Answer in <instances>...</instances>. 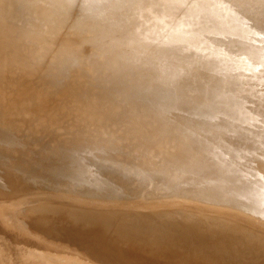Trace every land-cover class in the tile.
I'll list each match as a JSON object with an SVG mask.
<instances>
[{
    "label": "bare ground",
    "instance_id": "bare-ground-1",
    "mask_svg": "<svg viewBox=\"0 0 264 264\" xmlns=\"http://www.w3.org/2000/svg\"><path fill=\"white\" fill-rule=\"evenodd\" d=\"M19 1L25 5V7L28 10L27 13L29 15L32 14L31 16H35L34 18L39 20L40 23H37V24H39V26H40L41 22L45 19V17H42L44 15L43 13L46 12V11L42 10L43 9L42 6L38 5V7H39L38 8L37 6H35L34 2H32L31 0L29 2H28V0H19ZM152 1L153 0H147L144 3H145V5H148ZM156 1H158V0H156ZM198 1H195L196 4ZM207 1H209V0H206V2ZM225 1L227 3L226 4L227 7L225 5V7L223 8L225 10V11H223V13L226 12L225 16H223L222 7L220 5L218 6L217 3H216V5L219 8H221V10H220L221 12L219 11L218 8H216L217 6H215L216 11L218 9V11L220 13H222V16H220L219 14H217L215 12H212L213 10L215 11V8L212 11H210V13L208 11H205L206 9L208 10L206 2L203 3L204 7L200 6V4H201V2H200V4L198 5L199 8L197 6L198 10L197 9L190 10V11L186 12V14L184 13V11H185L184 10L181 13H179V18H177V19H180V17L182 19L183 16L187 15V16H185V18L187 17L186 18L187 20H188V18H190V20H188V23L192 24V22H189V21H191V18L195 20V21L192 20L195 23L193 25H191L190 27H193L196 24L198 26L199 24H201V22L204 21L206 26H203V27L207 28V29H205V30H207L205 35H204V32H202V29H200L197 26H196V28L200 29V31L198 29V32L199 33L202 32L203 33V34L201 33L202 35H198L197 32H196L195 36L193 34H191V35L185 34V36L182 33L178 34L179 30H180L179 25H177L179 29H177V28H176L177 30L175 29L176 32H175V30L174 31L172 30L175 33L178 32L176 35H175V33H172V31L170 33L168 32L169 35H167V33L164 32V29H163L164 26L159 25V24L158 25L156 24V26H154V24L148 22V20L146 18H143V19L141 18V19L137 20L138 19L137 17L139 15H141L138 12L139 15L135 17L136 20H134L132 22H130L131 20L130 21L126 20V21H129V23H130L129 25L128 24L124 25L123 21H120L122 18H120V20L118 19L121 23H116V22H113V20H112V22L115 23V25L111 24L112 22H110L109 24H103V23L102 24H96L94 22V20H92V19L88 23H86L87 22L86 21L85 22L86 24L83 22L85 25H84V27L82 26L83 27L82 29L84 30V28H85V32L82 31L83 34L81 33V35H78L79 34V32H78V34H77L78 37L76 36L77 37L76 38L75 37L76 34H75L73 36L74 39H71V40L69 37L67 38V40H65L66 39L65 37H67L66 35H68L70 33L69 31H64L65 29L63 30V33H65V36L63 35V39L57 38L58 40H56L55 36H54V39L53 38L49 39V38H47L48 35L46 36V34L44 36H41L42 39L40 40V44L42 46H40V47L44 48V50H46L45 47L47 48V46H50V49L54 48L53 52H55L58 49H59L58 51H60V49H61L62 51H67L66 54L72 53L73 56L70 54V57L72 56L75 59V61L73 62V64L71 62H69L71 65H69V63L67 64V62H66L67 57L66 56L63 57V56L56 54V56H59V57H55L54 60H51V62L53 61L54 66L51 67L52 64H50V66L48 64H46L48 59L43 57L44 59L47 60V61H45V64L42 61L41 63L38 64L37 67H35V65H37V63L35 62L36 60L34 59V56H35L34 53H32L31 55H29L27 53H25V54L20 53V51H23V50H21L22 47L20 48L18 45L21 43V41L18 44H15V42L18 40L17 35H15L17 37V40L15 42L13 40L11 41L14 43V44H11V48H10V44H9V39H7L6 40L7 42L5 43V42H3L4 35L2 36L3 38H2L1 42L4 43V45H2V47H0V138L9 139V137L12 134H15L16 131H18V129L20 128V125H22V123H24L28 119L30 120L31 124L38 123L39 125H43L46 128H50V129L54 128V127H56L55 126L56 125V123H55L56 117L59 115H62L64 112L66 113L67 107L71 108V106H74V105L77 106L76 104H78V106H79V107L77 106L76 109L81 108L80 110H82L87 105L90 106V107L87 106L90 109L89 110L87 108L89 113L91 111H92V113H94V112L97 113L98 110L99 111L101 110L100 111L101 114L106 118H107V115L109 113L115 112L114 111L115 108L117 111V107H116L115 103H114L115 104L114 105L115 108H114L112 105H110V102L108 103L109 106H107L106 105L107 101H105V100L103 101V98L106 96L104 94V92L106 90H108V89L105 90L103 88V87L106 88V86L103 84V82L100 83L98 81L103 87L97 82V80L95 81V83L93 82L94 85L91 84L92 82L90 83L92 86L89 84V86H91L90 88H89V86L84 84L87 81V80L85 81V79L87 78L86 76L88 75L86 72V68H88L90 66L89 64H92V65L95 64V56H96L93 54V53H95L92 51L93 49H91V52H93V53H91L90 50H88V49H87L88 51H85L86 49L83 48V46L84 45L86 46V44L89 46L97 47V49L95 51L97 52V50H98V52H100L99 54L103 56V59H105V62H106L105 67H103L104 69L103 70L101 69L100 72L98 71L99 73H98V76H96V77H99V76H101V74L106 73L108 71H113V72L115 71L116 74L120 78H125V77H128V71H130L131 67H132V69H135L133 71H135L136 74L147 75L145 73H148V75H149L148 78H149L150 82L153 83L154 80L151 78V76L153 74H155L156 68L159 67V64H158V61H159L161 64V67L168 66V68H172V69H170L171 72L169 73L171 81H174L171 79V78H173L177 82L179 81L178 83L181 82V84L178 85L179 92L176 91V93L175 92L174 93L176 94L177 97H179L178 101H182V102L184 101V105L182 103L183 106H181L180 104L178 105V106L183 107L182 111L179 113H176L177 112L176 109H178L177 108L178 106L175 102L174 103L177 106V107H175L176 112H174V113L163 112V111L158 112L160 114L161 119H164V121L162 120L163 123H161V124L157 123L159 125L156 126V128H155V129H157V132L159 135H155L154 132L152 134L151 131L150 132L146 131V132H149V134L151 133V135H149V134L146 135L147 134L146 132H143V133L139 132V134H136L135 136L132 134H126L127 137L132 136L135 138V140L137 139V141L140 142V144L144 141L142 144V147L140 146L142 149H145L146 147H148L147 144L150 142H153V143L158 142V143L162 144V141L164 140V138L166 140L163 141V144H162L163 146L166 145L168 148H170V147L176 148L181 143L183 145V147H185V149L180 151V154H181V152H183V153L181 155H179V157L176 156L179 159L178 161H175L172 163V161L170 160L169 157H163L165 161L169 160L170 161L169 163H171V164H167L166 168L160 167L159 169L162 173L161 177L160 176L157 177L158 179L154 177L155 180L154 179L151 181L149 180V183H148V188L150 187V184H152L154 186L153 189H160V191H158V193L161 192L162 194L163 193L164 194H170L171 196L169 195L167 197L159 198L156 200L157 203H155V201L154 202L148 201L149 203H148V205H146L147 204V196L141 195L140 197H138V199L131 201L128 205H126V207H123V205H122L121 210H118V212H117L118 214L121 213L122 216H119L117 214L119 216V218H118V220H115V219L111 218V216H110L111 213H109L110 215L108 213H106L107 209H105L103 207V205H101V204H99L100 206H102L100 208V210H97L96 208L90 209V207H91L90 203L93 201L95 202V201L99 200V199L95 198L98 195L94 194L93 189H91L93 193H88L90 195V197L87 198V197H83V193H84L83 191H86V189H84L82 191L75 190L74 188H70L68 184H67L68 186L64 185L65 181L64 182H60V181L58 182L57 181L54 184V181L52 179H50L51 180L50 182L48 181V186L52 187V185H53V187H54L57 185L58 190L56 193L45 192V191H42L43 189L39 190V189L32 188V186H35V183L27 184V182L30 179L29 180L26 179L27 182L25 180H23L22 175H20V173H18L17 170L21 169L22 171L23 170L27 171V169L31 168V169H33L32 170L33 175L52 176L54 174L53 173L54 164H56V168H57V164H59L57 161L60 160L58 158H55V157H58L57 154L62 153L60 155L65 156V154L62 151H65V152L69 151L70 152L69 146L71 145L73 147L72 142L75 145L76 144L75 140L76 141L79 140V138L77 137V135H78L77 129L74 130V133H75V131H77V132L75 134L76 136H74L72 139H69V138L65 139L64 137H61L62 132H60V139L57 143V146H55V147L52 146L48 151V152H52V155L50 156L51 158H48V156L46 157V155H44V154H39L38 158H36L37 156H30L25 152H22L18 158H12L13 152L8 151L7 154L11 155L12 159H10V161L2 164V165H4L3 167L5 168V174L3 175L2 178L0 176V199L5 198V199H7V201H11L12 206H13V209L11 208L12 211L20 210V208H21V214L15 213L14 220H12V221L8 220L12 226L15 227L14 224L18 221L17 219L19 218V216L22 215L23 219L27 220V222H24V223H27L29 228L34 230L35 233H37L40 236V238L43 237L42 234H44V235L46 234L45 238L50 241V244L52 247L56 242L61 241L64 245L67 246L66 248L74 249V250L76 249V250H79V251L87 254V256L95 264H133L139 258L142 259V260L141 259L140 260H141V262H143V264H149L148 263L149 261L146 262V260L144 259L145 258L144 254L146 252H150L153 255V258H155L154 257L155 254H157V255L159 254V260H158V258H156L158 260V262H156V263H159V261L160 260L162 261V259H163V262H161V264L166 262V261L169 262L168 264H199L200 260H201L200 262L202 264H204V260L207 264H214V259L212 257L208 256L207 254H204V252H203L204 249L201 253L202 256H198L197 254H200V253H198L197 251L196 252H190V249L187 247V244H190L196 240L200 241L199 240L200 238L205 237V238H207V240L211 244L207 248V251L209 252V251H212V249L214 248V243H216V240H213V239L207 237L206 235H204V231L201 229H200L201 230L200 232H196L197 229H192L194 227V224L191 225L190 227L186 228V230L184 231L187 234V236L184 235L185 237H183V238L178 237L179 235H177V233L182 232L183 226L185 224L180 225L182 228H180V226H178V225H175V226H177V229L179 231L176 228H175V230L172 231L171 230L172 228L170 229V226L172 224H174L172 222V221H174L172 219V217L176 216L175 214L181 213V215H182L181 217L183 218V216H185L184 214H187L188 212L185 210H181L180 212L179 211L178 212L169 211L165 208L169 209L172 206L174 207V204L177 205V203H180V202L186 203V200H188V202H191L192 200L188 198V195H187L188 193L184 194V192H188L191 190L194 191L193 189H195L196 187L197 188L201 187L200 188L201 190H199V191L201 192L200 194L203 196L204 192H205L204 185H202V183H204V176L207 177V180H208L207 182L209 183L210 187L211 188L215 187V188H213V190H210V191L208 190V192L206 191L207 193H210L213 191L215 192L217 190V193H215V195L221 194L222 196H227L229 194V199L231 198L232 200L235 197V196H233L235 191L239 193V192H241L240 189L246 190V188L248 187V186L243 187V185L241 184V181L236 178L237 174L240 173L241 168L243 166L241 164L242 161L239 158H236L235 156H233V155H237L238 153L231 154L229 158H219L218 157L219 155H218L215 158H211V160H209L210 164L206 165V166H204V163L208 158H204V162H202L200 160L201 163H199V165L196 163V161H198V160L191 159V158H198L200 155L206 156V154L207 153L209 154V152H213V151L221 150V149H227V150L232 151L233 146L236 145V147H241V148L245 149L246 151L253 146H257L256 149L258 151H254L255 153L254 152L252 153V156L254 154L253 158H249L247 160V161H249L248 165L252 170L256 169L255 163L257 161L264 160V156H263L264 150H261L262 146L264 149V144L261 141H259L260 139L255 141V140H253L254 138H252V134H254L256 131L259 134L264 132V115L262 118H260L256 114L251 115L252 113H249V115H247L246 113H243L240 111V107L248 104V102L249 103L258 102L259 106L264 104V32L262 31V29H264V0H258L259 2H257V0H244L243 2L239 1V0H225ZM238 1L241 3H239ZM80 2H81V0H79L78 3L80 4ZM133 2H135V1H133ZM136 2H137V0H136ZM177 2H178V0H177ZM230 2L232 4H229ZM5 3H6L5 15L7 13L8 20H9L10 18H13L12 15H9V12H12V10H13V4L12 3H16V2H14V0H10V1L6 0ZM209 3L211 4V0ZM209 3H208V6L210 8L211 6ZM233 3H234V6H238V7H236L237 9L239 8L238 10L236 9L237 11L234 10L235 8L233 7ZM23 4H21V6H18V8L20 7V9H22V10L25 9ZM79 4H76V8L79 6ZM158 4H160V6L163 7L164 13L172 12V14H176L179 11V7L175 5L176 2L174 4V3H172V0H163V1L160 0V3H158ZM104 5H106V4H104ZM127 5H129V4H127ZM177 5H178V3H177ZM80 6H79V8H81ZM107 6H109V5H107ZM40 7H41V9H40ZM105 7L106 6H104L103 9ZM124 7H125V5H124ZM212 7H214V6H212ZM212 7H211V9H212ZM76 8H75V11L77 10ZM79 8H78V10H80ZM121 8H122V6H121ZM190 8H192V7H190ZM226 8H227V11H226ZM66 9H67V7H66ZM84 9H85V7H84ZM110 9L111 8H109V10ZM118 9H120V8H118ZM128 9H130V8H128ZM134 9L135 8L133 6V8L130 9L131 11L130 10L129 11L132 12ZM70 10L72 11V8ZM73 10H74V8H73ZM78 10H77V12H79ZM109 10L107 7V11H109ZM99 11H100V9H99ZM107 11H105L106 12L105 16H107V18H108L109 16L107 13H111V12H107ZM136 11H139V9H137ZM136 11H134V13ZM173 11H175V12H173ZM19 12H20V10L18 11V14H19ZM34 12L36 14H33ZM51 12H53V11H51ZM77 12H75V15L77 17H79V15H81V14H79L80 13L79 12L78 13L79 15H77L76 14ZM123 12L121 11V13H123ZM127 12H128V10L127 11L125 10V13H127ZM206 12H208V15H206L207 14ZM21 13H22V11H21ZM121 13H119V14H121ZM26 14L23 13L21 15V17L25 16ZM50 14L51 13L48 10L46 18ZM87 14H89V12ZM127 14L129 15L130 13L128 12ZM182 14H184V15L182 16ZM64 15L68 16L67 14H64ZM70 15H72V14H70ZM18 16H20V14ZM84 16L86 17L85 14H84ZM73 17H74V14H73ZM95 17H97V15H95ZM125 17H127V16H125ZM177 17H178V15H177ZM18 18L17 19L13 18L15 23H16L15 19L17 21H19ZM32 18L30 17L31 20H32ZM34 18H33V21H34ZM113 18H115V17H113ZM117 18H118V15L115 19H117ZM123 18H124V16H123ZM98 19H96V20H98ZM124 19H127V18H124ZM21 20H22V18H21ZM82 20H85V19H82ZM86 20H89V18ZM159 20H155V21H159ZM187 20H186V22H187ZM197 20H199V21H197ZM244 20L248 21L251 24L248 25V23L245 22ZM23 21H22L23 22L22 27L23 26L25 27L27 24L24 25L26 21L25 20H23ZM33 21H31V22H33ZM75 21H76V19H75ZM75 21L72 18V23H70V24H73ZM155 21L153 20V22H155ZM181 21H184V20H181ZM92 22H94V23H92ZM100 22H98V23H100ZM106 22L107 21L105 20V23ZM162 22H164V21L162 20ZM179 22H177V23H179ZM204 22H203V25H204ZM49 23H51V22H49ZM49 23H48V25H49ZM67 23L69 24V22H67ZM172 23H174V22H172ZM177 23H175V26ZM9 24L10 23H8V25ZM12 24H13V22H12ZM37 24H34V25H37ZM74 24L76 25V23H74ZM80 24H81V22H80ZM14 25H15L14 26L15 28L13 26L12 27L16 30L17 23ZM77 26H78V24H77ZM5 27H4V29H5ZM19 27H21V25H19ZM41 27H42V25H41ZM51 27L54 28V26H51ZM51 27L48 28V29H50V30H48L50 32L53 30V28H51ZM62 27L64 28V26H62ZM1 28L2 27H0V29ZM13 28H11V29H13ZM26 28L29 29V27H27V26H26ZM76 28L77 27H73V28L71 27L72 30L73 29L76 30ZM170 28H171V24H170L169 29H167V30H170ZM172 28H174V26ZM18 29L19 28H17V30ZM22 29L27 31V33L29 32L27 29H24V28H22ZM22 29H20L19 34L17 33L18 35H20V37L22 36V34H20V33L24 32V31H21ZM66 29H68V28H66ZM79 29H78V31H79ZM82 29H80V30H82ZM186 29H184V30H186ZM15 30H12V31L17 32V30L16 31ZM68 30H70V29H68ZM1 31L3 32V30H1ZM59 31H60V35H61L62 34L61 30H59ZM182 31H180V32H182ZM188 31H190V30H188ZM31 32H33V30H31ZM31 32H30V34L29 33L28 34L31 35ZM66 32H67V34H66ZM194 32H195V30H194ZM34 33L35 32L32 33L33 35H31V38H32V36L36 37V36H34L35 35ZM259 33H260L259 37L260 38L263 37V39H260V41H259V37L255 36ZM9 34H11V33H9ZM29 35H25V33H24V35H23L24 38L22 36V38L25 40V42H27V41L30 42L28 37H26ZM40 35H38V36H40ZM50 35L52 36V34H49V37H50ZM58 35H59V33L57 34V36ZM60 35H59V37H60ZM196 35H198V36H196ZM10 36H12V35H10ZM224 36L227 37V39H226L227 43H226V41H223L224 38H226ZM6 37H9V36L7 35ZM16 37H13V39ZM29 38H30V36H29ZM71 38H72V36H71ZM35 39L39 40L38 38H35ZM20 40H22V39L20 38ZM24 40H22V42H24ZM203 41H204V44L206 42H208L209 44H212L214 46V48H213L214 55H213L212 51H209L212 53V54L211 53L210 54L213 55V59H210V58L207 59L206 54H205V58H204V55H203V57H200L197 55V53H199V54L201 53V52H199L201 50H199L197 52V50H198L197 44L203 43ZM223 42L225 43V45L220 47L221 45L224 44ZM32 43L33 42H30V43H28V45L29 44L32 45ZM34 43H36V42H34ZM184 43L188 45V48L186 47L185 49H188L189 52L191 51L190 53L188 51H185V49H183L182 44H184ZM125 45L126 46L129 45L133 49L130 50V48H128V49L125 48ZM205 45H204V49H206V47H207V46L205 47ZM7 47L9 50L6 49ZM210 47H212V46H210ZM210 47H208L209 50H210ZM194 48L196 50H194ZM202 48L203 47L201 46V49ZM23 49H24V47H23ZM25 49H26V47H25ZM145 50H150V53H151V51H153V52H152V54L149 55V53L145 54ZM203 51H205L204 53H207L206 51H208V50L206 49ZM29 52H31V51H29ZM210 54H208V57ZM47 55H49V53ZM53 55H54V53H53ZM155 57H156V59H158V61L155 59ZM40 60H41V58H40ZM63 60H64V63L66 62L65 65L63 64L65 67L64 71L60 68L61 72H57L56 64L59 66V63L61 61L63 62ZM68 60H69V58H68ZM98 60H100V59H98ZM49 61H50V59H49ZM54 61L56 64L54 63ZM102 61H104V60H101V62ZM186 61H188L189 63ZM62 62L60 63V65H62ZM185 63H188L187 65H189V64L190 65L193 64V66L195 65L194 68L196 67L198 70V73H199V76H197V77H199L200 80H203V82L205 84V86H202V87H200V84H199L200 88L197 87V88H195V90L193 89L194 90L193 92L191 90L192 93L188 89L191 86V84H190V86L188 87V84H189L188 81L189 80L187 81V79H186L188 76L186 77L184 75L186 78H183L182 77L183 75L180 77L182 72L185 73V71L187 72L190 69V66L187 67V65L186 66L184 65ZM14 64H18V65L14 66ZM40 64H43V66H40ZM87 65H89V66H87ZM99 66H101V63L99 64ZM186 67L188 68V70H186ZM36 68L40 70V73L38 70V73H39V74L37 73L38 75H42L41 73L42 72L45 73L46 71H47V73L49 71L50 75H52L51 71H55V74H57L58 78L57 79H56V77H55V79H54V77H53V79L46 78L48 75H45V78H44V76H42V77L41 76H35L36 70H37ZM89 70H91V69H89ZM149 70H150V72H148ZM192 70H193V68H192ZM195 71H196V69H195ZM91 72L89 71V73H91ZM190 72L192 74V71H190ZM47 73H45V74H47ZM195 74H196V72L194 73V76H195ZM94 75H95V73H93L92 77H94ZM32 76H35V78L38 77L36 79H39L38 83H39V85H41L42 88L38 92H37V88L35 86V84L37 82L35 84H33V82H34L33 80H35V79L34 78L32 79ZM59 78H61V79H59ZM191 78L188 77V79H191ZM47 79H49L50 81H48ZM126 79H129V78H126ZM131 79H133V77H131ZM53 81H55V84L52 83ZM48 82H51V85H52V87H51L52 89L50 88L51 91L48 89V86H47ZM195 82L197 84L196 80H195ZM104 83H106V81H104ZM112 84H110V86ZM132 84L133 83L128 84V85H122L119 88V92L124 93L125 95L123 97L127 98V103L126 102L125 103H126V106H129L128 107V112H129L128 115L130 117L127 116L130 118V119L128 118L129 121L127 120L129 125L132 124L134 126V124L137 122H139V124L141 123L144 125V123H147L148 121H149L150 125H151V123L154 124V122L152 121L153 115L150 116V114H152L153 112L149 113V110H151L153 108L147 109L146 108L147 105H143L145 103H141V104L139 103L140 100L138 101V96L136 94L137 91L134 89L135 86H132V87L129 86ZM86 86H87V89H86ZM176 87H177V85H176ZM191 87H193V85ZM162 88H163V86H162ZM190 89H192V88H190ZM174 90H176L175 87H174ZM109 91H111V89ZM162 91H163V89H162ZM170 92H172V91L170 90ZM53 93H55V94H53ZM108 93H106V94H108ZM112 93H114V92H112ZM173 95L171 94V97ZM109 96H111V95H109ZM229 96H231L233 98H230ZM151 97H152V95H151ZM237 97H240L242 99L244 98V100H246V101L238 99ZM109 99H110V97H109ZM157 100H159V99H157ZM122 103H123V101H122ZM120 104H121V102H120ZM150 105H152V104L150 103ZM174 105L172 107H174ZM170 106H171V104L169 105V107ZM103 107H106L107 111L109 112L107 115H106L107 112L104 111ZM123 107L125 108V105ZM153 107H154V105H153ZM161 107L162 106L160 105V108ZM169 107H168V109L170 110ZM124 108H122V110L119 109L120 112L123 111ZM160 108H158V110ZM219 108H221V110L223 109L224 111L226 110L225 112H227V113L225 115H222L221 119L220 118L218 119L219 120L218 123H220L218 125L219 128L214 130L217 132H214V131H212L211 127L208 126V120H210V116H211L210 113H213L212 111L215 112V110L217 113V110ZM263 108H264V105H263ZM173 109L174 108H172V110ZM179 110H181V109H179ZM125 111H123V112H125ZM147 111L149 114L147 113ZM256 111L258 112V109H256ZM76 112H77V110L74 113H76ZM100 112H98L97 114H99L98 115L99 118L101 117L100 120H103L104 117H102ZM156 112H157V110H156ZM156 112H155V115L157 117H159L158 116L159 114L157 115ZM221 112L222 111H220L219 114ZM124 114H126V113H124ZM74 115L72 113V116H74ZM114 115H115V113H114ZM117 115H118V113H117ZM120 115L121 114H119V116ZM84 116H86V115H84ZM121 116L123 117L124 115H121ZM114 117H112V118H114ZM150 117H152V120ZM108 118H109V116H108ZM112 118H110V119H112ZM117 118H119V117H117ZM124 119H126V118H124ZM124 119L122 118V120H124ZM245 119L249 120V125L247 126V129H242L240 122H241V120H245ZM144 120H147V121L143 123ZM124 121H126V120H124ZM95 122H98V121H95ZM107 122L108 121L106 120V123ZM120 122H121L120 124H122V121H120ZM126 123H124V124H126ZM214 124H216V123H214ZM129 125H125V126L130 127ZM143 125H142L141 129H143ZM104 126H105V124H104ZM113 126H115V125H112V127ZM120 126L123 127L124 125L122 124ZM120 126H119V129H120ZM133 126H131L132 129H130V131H129L130 133L135 130L134 128H136V131L138 130L137 127L133 128ZM137 126H139V125H137ZM146 127L148 128L149 124ZM152 127H155V126H152ZM109 128H111V127H109ZM116 128L113 127L111 129H116ZM144 128H145V125H144ZM174 129H176V131ZM67 130L71 131V129H67ZM124 130H125V127H124ZM128 130H129V128H128ZM145 130H146V128L144 129V131ZM149 130H150V128H149ZM153 130H154V128H153ZM136 131H134V133ZM195 131H196V133H195ZM221 132L222 133L226 132L228 137H225L224 135H222ZM137 133H138V131H137ZM211 133H214L216 135V137L211 138ZM219 134L221 135V137H218ZM176 135H177V137H176ZM132 137H131V139H132ZM195 137H197V140H196L197 142L199 140L202 141L201 139H204L207 141V143H209V142L211 143V141H213V144L211 147L202 148V147H204V143H202V146L197 150L194 147V145L191 144V140L194 142ZM134 138H133V140H134ZM104 140L105 139L102 138V139H99L97 142L107 144V142H104ZM133 140H132V142H134ZM176 141H178V142H176ZM184 141L189 143V145L185 144ZM76 145H78V143ZM100 145H102V144H100ZM183 147H181L180 149H182ZM161 148H163V147H161ZM158 150H157L158 153L155 152L156 155L159 153L163 154V152H160V148ZM161 151H162V149H161ZM134 152L136 154V150ZM150 153H152V152H150ZM227 153L228 152H225L223 154V156L226 155ZM152 155H154V154H152ZM168 155H169V153H168ZM70 156H72V155H70ZM159 156H160V154H159ZM63 157H62V159H63ZM171 158H173V157H171ZM145 167L146 166L142 165V164L133 166L132 170L130 169L129 174L130 173L132 174V172H137V171H139V174H146V173H144V170L150 172V174H153V173H151L153 171L150 168H145ZM134 168H135V170H133ZM153 169H156V168L153 166ZM188 171H190L194 175L192 174L190 177H186V172H188ZM148 177H149V175H148ZM32 178H33V180L36 179V178L34 179V177H32ZM249 178L251 179V177H249ZM42 179H43V177H42ZM78 179H80L79 176H78ZM78 179H77V181H78ZM166 179H170V182L167 183L166 181H168V180H166ZM246 179H247L246 177L243 178L242 183H243V180L245 181ZM80 180H82V178ZM93 181L95 182L96 180H93ZM214 181L216 182L215 185H213ZM164 182H166V183H164ZM188 182H191V183H189L190 185L188 184ZM38 183L41 186V182L39 181ZM66 183H68V182H66ZM73 184H74V182H73ZM98 184L99 183H97L96 185H98ZM205 184H207V183H205ZM183 185L184 186L194 185L195 187L190 189L187 187H182ZM228 185L231 187V189L234 190L233 192H230L231 195H230V193L227 192V189H230L229 187H227ZM262 185L264 186V182L258 181L256 183V186L255 187L253 186V187L256 188V187L260 186V188H261ZM104 188H107V187H104ZM145 188L148 189L147 187H145ZM249 189L251 190L253 188L249 187L248 190ZM95 190H96V188H95ZM180 190H183V191H181L183 196H182V194H180V195L178 194V193H180V192H178ZM246 191H245V194L242 193V194H244L243 198H245L244 200H242V204L244 206L245 205L255 206V205H257V203H260V202L262 204V202H263L262 199L258 200L255 198L256 200H253V199L249 198V197H251L250 193H252L253 190H251V192L249 193V197H245V195L247 194ZM149 192H152V191L150 190ZM195 192H197V191H195ZM198 193H194V194H198ZM238 193L236 195H238ZM256 194H257V191H256ZM118 195H120V194H118ZM210 195H211V193H210ZM215 195L212 197L215 198ZM253 196H254V194H253ZM120 197H122V196H120ZM239 197H241V195ZM143 198L146 199V201H145L146 206L143 204L145 207H143V205L141 203H138V202L144 201L145 199H143ZM165 198H167V199H165ZM197 200H201V199L197 198ZM136 201H138V202H136ZM217 201H219V200H217ZM223 202H224V200H223ZM179 205L181 206L182 203ZM213 205L215 206V209H216V207L218 209H220L219 210L220 213L218 210H217L218 212H216V213H219V214H221V217H224L223 213H226L227 207H225L224 205L216 204V203H214ZM122 208H124V209H122ZM138 208H140V210ZM144 208H146L147 211H149V209H152V210H158L160 212H158L156 214H152V215L139 214V212L141 210L143 211ZM176 208H177V206H176ZM182 208H183V206H182ZM185 209H187V208L185 207ZM128 210H129V212H127ZM237 210L239 211V209H237ZM4 211H6V209L5 210L3 209V212ZM145 212H146V210H145ZM202 212L204 213V211H202ZM232 212L230 211L229 213L231 214ZM234 213H235V211H234ZM259 213H260V211H259ZM79 214H85L84 219H80L81 215H79ZM231 216H233V215H231ZM252 216H254V215H252ZM229 217H230V215H229ZM182 218H180V220ZM237 218H238V216H237ZM258 218L259 217H257L256 219H258ZM244 219H245V221H243V222L248 223L249 218L246 219V216H245ZM184 220H186V219H184ZM246 220H248V221H246ZM251 220L254 221V219H252V218H251ZM237 221L239 222V218ZM240 222H242V221L240 220ZM249 222L252 223V221H249ZM259 223L260 222H258V224ZM253 224H255V222ZM256 224L254 225L255 227H256ZM203 228H204V226H203ZM243 228H245V227H243ZM258 228H261V227L258 226ZM247 229L249 230V228H247ZM4 231L9 232L10 231L9 227L5 226V224L2 225V223H1L0 224V242L1 241L3 242L4 249H9L7 244L3 240V237H2V235L3 236L6 235L4 233ZM250 231L251 230H249V232ZM254 233H256V232L254 231ZM258 234H259V232H258ZM261 235H262V233H261ZM263 235L261 236V238L264 237ZM11 236H13V239H16L19 242L21 241V238H18L17 235H11ZM7 238H6V241L9 242V240H11V239H9V237H7ZM258 238H260V237H258ZM41 240H42V238H41ZM262 242H263V240H262ZM24 243H26V242H24ZM28 245H33V246L35 245L37 247H45L46 246L45 242H35L32 244H28ZM1 249H0V251H1ZM197 249H198V247H197ZM198 250H201V249L199 248ZM1 252H0V254H2ZM113 252H115V253H113ZM135 252H138V254ZM3 253H4V251H3ZM150 253H149V255H150ZM147 255H146V257H147ZM1 256L3 257V255H1ZM37 257L40 258V261L37 262L38 264H55L52 261L48 260L43 255L38 254ZM185 258H186V260H184ZM2 259L4 260V257ZM149 259H150V256H149ZM0 261H1V259H0ZM155 261H154V264H156ZM263 263H264V260H263ZM61 264H87V263H84V262L82 263L81 261H68V262H64ZM165 264H167V263H165Z\"/></svg>",
    "mask_w": 264,
    "mask_h": 264
},
{
    "label": "rangeland",
    "instance_id": "rangeland-1",
    "mask_svg": "<svg viewBox=\"0 0 264 264\" xmlns=\"http://www.w3.org/2000/svg\"><path fill=\"white\" fill-rule=\"evenodd\" d=\"M7 1H10V0H7ZM30 0H28V2H29ZM32 2H34V4H35V6H37L38 7V5L40 6H42V10L43 11H46L45 13H43L44 15L42 16V17H45V19L41 22V25H42V27H41V25L39 26V24H37V23H40L39 22V20L38 19H36V18H34L35 16H31L32 14V12L30 13L31 15H29L28 13H27V8L25 7V5L23 4V3H21L19 0H14V2H16V3H12L13 4V10H12V12H9V15H12L13 16V18H18V20L19 21H17L16 19H15V21H16V23H17V25L19 24V25H21V27H19V25L17 26L16 25V27L17 28H19L18 30H17V28H16V30H17V32H14V31H12V30H15L14 28V24H16L15 22H14V19L13 18H10L9 20H8V16H7V13H6V15H5V8H6V0H0V27H2L1 29H0V47H2V45H4V43H2L1 41H2V36L4 35V39H3V42H7L6 40L7 39H9V44H10V48H11V44H14L13 42H11L12 40L15 42L16 40H17V37H18V42L16 43L15 42V44H18L20 41H21V45L20 44H18L19 45V47L21 48V50H23V51H20V53L22 54H25V53H27V54H29V55H31L32 53H34V59L36 60H34L36 63H37V65H35V67H37L38 66V64L39 63H41L42 61H43V63L45 64V61H47L46 59H48V61H49V59H50V61L48 62H46V64H48L49 66H50V64H52L51 65V67L52 66H54V64H53V61L51 62V60H54V58L55 57H59V56H56V54L57 55H60V56H66L67 57V60H66V62H67V64L69 63V62H71L72 64H73V62L75 61V59L72 57L73 56V54L72 53H67L66 54V52L67 51H62L61 49H60V51H58V50H56L55 52H53L54 51V48H51L50 49V46H47V48L45 47V49L46 50H44V48H42V47H40V46H42L41 44H40V40L42 39V37L41 36H44L45 34H46V36H47V38H53L54 39V36H55V38H56V40H58L57 38H60V39H63V35L65 36V33H63V30L64 31H69L68 33V35H66L67 37H65L66 39L65 40H67V38L69 37L70 38V40L71 39H74V35H75V37L77 36V34H78V32H79V34L78 35H81V33L83 34V32H85V28H84V30L82 29L83 27H84V25L86 24V23H88L89 21H91V19L92 20H94V22L96 23V24H109L110 22H112V20H113V22H116V23H121L120 21H123V23H124V25L126 24H130L129 23V21L130 22H132V21H134V20H136V16H138L139 14H141V15H139L137 18V20H139V19H143V18H146L147 20H148V22H150V23H152V24H154V26H156V24L158 25H162V26H164V32L165 33H167V35H169V33L173 30H175L176 28L177 29H179L180 28V30H179V33L178 34H184V36H185V34L186 35H191V34H193L194 36H195V34H196V32H197V34L198 35H202L203 33L202 32H204V35H205V33L207 32V30H205V29H207V28H205V27H203V26H206L205 25V22H204V25H203V22H201V24H199L198 26H197V24L196 25H194L193 27H190L191 25H193L195 22H193V21H195L194 19H192L191 18V21H189V22H192V24L191 23H188V20H190V18H188V20L185 18V16H187V15H185V16H183L184 14H182V19H181V17H180V19H177V18H179V13H181L182 11H184V13L186 14V12H188V11H190V10H195V9H197V6L200 4V2H201V4H200V6L201 7H204L203 5V3L204 2H206V0H195V1H198L197 2V4H196V2L194 1V0H178V2H177V0H174L175 2H176V4H175V2L172 0V3H174L176 6H178L179 7V11L176 13V14H172V12H166V13H164L163 12V7L162 6H160V4H158V3H160V0H158V1H156V0H153L150 4H148V5H145V1H147V0H137V2H136V0H81V2H80V4L78 3L79 2V0H31ZM36 1V2H35ZM56 1V2H55ZM133 1H135V2H133ZM142 3H141V2ZM163 1V0H162ZM225 0H211V4L209 3L210 2V0L209 1H207L209 4H210V6L212 7V6H214V7H212V9H211V7L209 8V6H208V3L206 2V5H207V8H208V10L206 9L205 11H208L209 13H210V11H212L214 8H215V6H217L216 5V3L218 4V6L220 5L221 7H222V9L225 7V5L227 4L226 3V1L224 2ZM239 1H244V0H239ZM238 1V2H239ZM111 2V3H110ZM125 2V3H124ZM129 2V3H128ZM133 2V3H132ZM221 2V3H220ZM257 2H259L258 0H257ZM111 5H110V4ZM114 5H113V4ZM132 3V4H131ZM135 3V4H134ZM141 3V4H140ZM144 3V4H143ZM177 3H178V5H177ZM214 3V4H213ZM239 3H241V2H239ZM21 4H23L24 5V7H25V9H20V7L18 8V6H21ZM64 4V5H63ZM76 4H79V6L81 7V8H79V6L76 8ZM85 4V5H84ZM104 4H106V5H104ZM125 5V7H124V5ZM127 4H129V5H127ZM185 4V5H184ZM229 4H232L231 2L229 3ZM22 5V6H23ZM66 5V6H65ZM84 5V6H83ZM106 6L104 9H103V7L104 6ZM107 5H109V6H107ZM134 6V10L132 11V12H130L131 10L130 9H132L133 8V6ZM139 5V6H138ZM141 5V6H140ZM145 5V6H144ZM59 6V7H58ZM121 6H122V8H121ZM131 6V7H130ZM144 6V7H143ZM216 7V8H218L219 9V11L221 10V8H219V7ZM65 7V8H64ZM66 7H67V9H66ZM70 7V8H69ZM84 7H85V9H84ZM87 7V8H86ZM107 7H108V10H109V8H111L109 11H107ZM130 8V9H128V8ZM137 7V8H136ZM143 7V8H142ZM156 7V8H155ZM190 7H192V8H190ZM226 7H227V5H226ZM233 7L235 8L234 10H236L237 8L236 7H238V6H234V3H233ZM22 8V7H21ZM39 8V7H38ZM46 8V9H45ZM72 8V11L70 10ZM73 8H74V10H73ZM75 8L78 10V8L80 9V10H78L79 12H77V10L75 11ZM93 8V9H92ZM118 8H120V9H118ZM127 8V9H126ZM150 8V9H149ZM198 8H199V6H198ZM216 8H215V11L213 10L212 12H215V13H217V14H219L220 16H222V13H223V11H225L224 9L222 10V13H220L219 11H218V9H217V11H216ZM40 9H41V7H40ZM84 9V10H83ZM99 9H100V11H99ZM124 9V10H123ZM137 9H139V11H136ZM157 9V10H156ZM239 9V8H238ZM237 9V10H238ZM20 10V12H19V14H20V16H18L19 14H18V11ZM25 10V11H24ZM50 11V15L46 18V15H47V11ZM97 10V11H96ZM118 10V11H117ZM125 10L127 11L128 10V12L130 13L129 15L127 14V13H125ZM130 10V11H129ZM141 10V11H140ZM198 10V9H197ZM236 10V11H237ZM21 11H22V13H21ZM51 11H53V12H51ZM96 11V12H95ZM105 11H107V12H111V13H107L108 14V18H107V16H105L106 14V12ZM113 11V12H112ZM121 11L123 12V13H121ZM134 11H136L135 13H134ZM226 11H227V8H226ZM64 12V13H63ZM73 12V13H72ZM75 12H77L76 14L77 15H79V14H81V15H79V17H77L76 15H75ZM84 12V13H83ZM86 12V13H85ZM89 12V14H87ZM101 12V13H100ZM116 12V13H115ZM138 12H139V14H138ZM152 12V13H151ZM163 12V13H162ZM173 12H175V11H173ZM208 12H206L207 14L206 15H208ZM211 12V13H212ZM219 12V13H218ZM23 13H27L25 16H22L21 17V15L23 14ZM49 13V12H48ZM79 13V14H78ZM98 13V14H97ZM103 13V14H102ZM114 13V14H113ZM118 13V14H117ZM119 13H121V14H119ZM132 13V14H131ZM134 13V14H133ZM33 14H36L35 12L33 13ZM64 14H67L68 16H65ZM70 14H72V15H70ZM73 14H74V17H73ZM84 14L86 15V17L84 16ZM111 14V15H110ZM118 15V18L117 19H115L116 17H117V15ZM126 14V15H125ZM225 14H226V12H224L223 13V16H225ZM89 15V16H88ZM94 15V16H93ZM95 15H97V17H95ZM114 15V16H113ZM131 15V16H130ZM148 15V16H147ZM169 15V16H168ZM177 15H178V17H177ZM205 15V14H204ZM205 15V16H206ZM71 16V17H70ZM123 16H124V18H127V19H124L123 18ZM125 16H127V17H125ZM173 16V17H172ZM25 17V18H24ZM30 17L32 18H34V21H33V18H32V20L30 19ZM50 17V18H49ZM63 17V18H62ZM70 17V18H69ZM76 17V18H75ZM84 17V18H83ZM94 17V18H93ZM105 17V18H104ZM113 17H115V18H113ZM152 17V18H151ZM21 18H22V20H21ZM28 18V19H27ZM61 18V19H60ZM72 18H73V20L75 21V19H76V21L78 20H80L78 23L75 21L74 23H76V25L73 23V24H70V23H72ZM89 18V20H86V19H88ZM99 18V19H98ZM120 18H122L121 20H120ZM131 18V19H130ZM184 18V19H183ZM51 21H50V20ZM55 19V20H54ZM82 19H85V20H82ZM96 19H98V20H96ZM108 19V20H107ZM120 21H119V20ZM155 21V20H159V21H155V22H153V20ZM164 21V22H162V20ZM23 20H25L26 22H25V24L24 25H26L27 27H29V29L28 28H26V26L24 27H22V25H23ZM66 20V21H65ZM69 20V21H68ZM105 20L107 21L106 23H105ZM110 20V21H109ZM126 20H129V21H126ZM152 20V21H151ZM177 20V21H176ZM181 20H184V21H181ZM186 20H187V22H186ZM193 20V21H192ZM23 21V22H22ZM31 21H33V22H31ZM65 21V22H64ZM87 21V22H86ZM101 21V22H100ZM126 21V22H125ZM176 21V22H175ZM180 21V22H179ZM197 21H199V20H197ZM201 21V20H200ZM245 22H247L248 23V25H250L251 23H249L248 21H246V20H244ZM10 23L9 25H8V23ZM12 22H13V24H12ZM49 22H51V23H49ZM67 22H69V24L67 23ZM80 22H81V24H80ZM85 24H84V23ZM94 22H92V23H94ZM98 22H100V23H98ZM111 23V24H114L115 25V23ZM128 22V23H127ZM158 22V23H157ZM161 22V23H160ZM172 22H174V23H172ZM177 22H179V23H177ZM185 22V23H184ZM7 23V24H6ZM48 23H49V25H48ZM57 23V24H56ZM163 23V24H162ZM175 23H177L176 24V26H175ZM182 23V24H181ZM12 24V25H11ZM34 24H37V25H34ZM77 24H78V26H77ZM80 24V25H79ZM170 24H171V28L174 26V28H170V30H167V29H169V27H170ZM184 24V25H183ZM60 25V26H59ZM73 28V27H77L76 28V30H72L71 29V27ZM177 25H179L180 27L178 28V26ZM6 26V27H5ZM14 28H13V27ZM51 26H54V28L53 27H51ZM62 26H64V28L62 27ZM68 26V27H67ZM81 28H80V27ZM83 26V27H82ZM182 26V27H181ZM185 26V27H184ZM196 26L197 27H199L200 29H202V34L201 33H199L198 32V29L196 28ZM4 27H5V29H4ZM41 27V28H40ZM53 28V30L50 32V31H48V30H50V29H48V28ZM68 28V29H70V30H68V29H66V28ZM11 28H13V29H11ZM22 28H24V29H27L29 32V34H30V32H31V30H33V32H35L34 34V36H36V37H33L32 36V38H31V35H33L32 33L33 32H31V35H29L28 33H27V31H25V30H23ZM62 28V29H61ZM82 29V30H80V29ZM166 28V29H165ZM186 29V30H184V29ZM11 29V30H10ZM20 29H22L21 31H24L23 33L21 32L20 34H22V36L24 35V33H25V35H29L30 36V38H29V36H26V37H28V39H29V41L30 42H33L32 43V45L31 44H29L28 45V43H30V42H28L27 40V42H25V40L23 39L24 38V36H23V38H22V36L20 37V35H18L19 34V32H20ZM57 29V30H56ZM78 29H79V31H78ZM176 29V30H177ZM192 29V30H191ZM200 29H199V31H200ZM204 29V30H203ZM1 30H3V32L1 31ZM15 30V31H16ZM59 30H61V35H60V31ZM176 30H175V32H176ZM184 32H183V31ZM188 30H190V31H188ZM194 30H195V32H194ZM8 31V32H7ZM10 31V32H9ZM13 33H12V32ZM38 33H37V32ZM57 31V32H56ZM74 31V32H73ZM76 31V32H75ZM83 31V32H82ZM172 31V33H175V32H173ZM180 31H182V32H180ZM186 31V32H185ZM262 31L264 32V29H262ZM44 32V33H43ZM48 34H47V33ZM50 32V33H49ZM169 32V33H168ZM189 32V33H188ZM9 33H11V34H9ZM18 33V34H17ZM59 33V35H60V37H59V35L57 36V34ZM72 33V34H71ZM171 33V34H172ZM177 33H175V35L177 34ZM9 36V37H6L7 35ZM37 34V35H36ZM41 34V35H40ZM49 34H52V36L50 35V37H49ZM66 34H67V32H66ZM89 34V33H88ZM95 34V33H94ZM10 35H12V36H10ZM15 35H17V37L15 36ZM38 35H40V36H38ZM70 35V36H69ZM90 35V34H89ZM198 35H196V36H198ZM259 35H260V33L259 34H257V35H255L256 37H259ZM45 36V37H46ZM57 36V37H56ZM71 36H72V38H71ZM174 36V35H173ZM12 39H11V38ZM13 37H16V38H14L13 39ZM41 37V38H40ZM78 37V36H77ZM76 37V38H77ZM224 37H226V36H224ZM262 37V36H261ZM20 38L22 39V40H24V42H22V40H20ZM35 38H38L39 40H36ZM11 39V40H10ZM26 39V38H25ZM34 39V40H33ZM226 39H227V37L226 38H224V40L223 41H226ZM260 39H263V37L262 38H260L259 37V41H260ZM69 40V39H68ZM34 42H36V43H34ZM26 43V44H25ZM186 43V42H185ZM182 44V46H183V49H185L186 47L188 48V45L187 44ZM207 43V44H206ZM205 44H204V41H203V43H198L197 44V47H198V50H197V52L199 51V50H201V51H199V52H201L200 54L199 53H197V55L198 56H200V57H203V55H204V58H205V54L207 55L206 57H207V59H213V55H214V50H213V48H214V46L212 45V44H209L208 42H206ZM224 43V42H223ZM226 43H227V41H226ZM24 44V45H23ZM39 44V45H38ZM28 45V46H27ZM35 45V46H34ZM185 45V46H184ZM200 45V46H199ZM204 45H205V47H206V49L208 50V51H206L207 53H204L205 51H203V50H206V49H204ZM225 45V43L223 44V45H221L220 47H222V46H224ZM31 46V47H30ZM85 46V45H84ZM83 46V48H85L86 50L85 51H88V50H90V52H91V49H93L92 51L93 52H95V53H93V52H91V53H93L94 55H96L95 56V64L94 65H92V64H89V65H87V66H89L88 68H86V72H87V78L85 79V83L84 84H86L87 86H89V84L91 83L92 85H94V83H95V81L97 80V82L99 81L100 83L101 82H103V84L106 86V88L105 87H103L99 82V84L106 90V89H108V90H104L105 92H104V94L106 95L104 98H103V101L105 100V101H107V103H106V105L107 106H109L108 105V103L110 102V105H112L114 108H115V104H116V107H117V111H116V108L114 109V111L115 112H113V113H109L108 111H107V109H106V107H103L104 108V111L105 112H107L106 113V115H107V118L106 117H104L102 114H101V110L99 111H97V113L98 112H100V114L102 115V117H104V121L103 120H100L101 119V117L99 118V114H97V113H92V111L89 113V111H88V107H90V106H85L82 110H80L81 108H77L76 109V107L78 106V104H76L77 106H71L70 104V106H71V108H68L67 107V112L65 113H63L62 115H59V116H57L56 117V121H55V123H56V127H54V128H46L45 126H43V125H39L38 123H33V124H31V122H30V120L28 119V120H26L24 123H22V125H20V128L18 129V131H16V133L15 134H12L10 137H9V139H3V138H0V176H1V178L3 177V175L5 174V168L3 167L4 165H2L3 163H5V162H8V161H10V159H12V158H18L20 155H21V153L22 152H25V153H27L28 155H30V156H37L36 158H38V156H39V154H44V155H46V157L48 156V158H51L50 156L52 155V152H48L49 151V149L53 146V147H55V146H57V143H58V141H59V139H60V132H62L61 134H62V136L61 137H64L65 139L66 138H69V139H72L74 136H76L75 134H76V132L77 131H75V133H74V130H78V135H77V137L79 138V140L78 141H76L75 140V143L77 144L78 143V145H74V143L72 142V145H73V147L70 145L69 146V149H70V152L69 151H62L64 154H65V156L64 155H60V154H62V153H59V154H57L58 155V157H55V158H58V159H60V160H58L57 162L59 163V164H57V168H56V164H54V171H53V175L52 176H48V175H40V176H38V175H33L32 174V170L33 169H27V171H22L21 169H18L17 170V172L18 173H20V175H22V179L23 180H25L26 182H27V180H29L28 182H27V184H33V183H35V186H32V188H34V189H43L42 191H45V192H54V193H56L57 192V190H58V187H57V185L56 186H54L53 187V185H52V187H50V186H48V181L50 182L51 180L50 179H52L53 181H54V184L58 181H60V182H64V185H69V187L70 188H74L75 190H79V191H82V190H84V189H86V191H83L84 193H83V197H87V198H89L90 197V195L88 194V193H93L94 192V194H96V195H98L97 197H95V198H97V199H99V200H97V201H93V202H91L90 203V205H91V207H90V209H97V210H100V208L102 207V206H100L99 204H101V205H103V207L105 208V209H107L106 211V213H111V218H113V219H115V220H118V218H119V216H122V214L120 213V214H118L117 212H118V210H121V206L123 205V207H126V205H128L131 201H134V200H136V199H138V197H140L141 195L142 196H147V204L145 203V201H146V199L145 198H143V199H145L144 201H141V202H138V201H136V202H138V203H141L142 205L144 204H146V205H148V201H150V202H154L155 201V203H157L156 202V200L157 199H159V198H162V197H167V196H169L170 194H162L161 192H159L158 193V191H160V189H153V185L152 184H150V187L148 188V183H149V180L151 181V180H155V178H157V177H161V175H162V173H161V171H160V167L161 168H166L167 166V164H171V163H169L170 161L169 160H164V158L163 157H169L170 158V160L172 161V163L173 162H175V161H178L179 159L177 158V157H179V155H181L183 152H181V154H180V151L181 150H183V149H185V147H183V145L180 143L179 144V146H177L176 148H172V147H170V148H168L166 145H162L163 144V141L164 140H166L165 138H164V140L162 141V144H160V143H158V142H150V143H148L147 145H148V147H146L145 149H142L141 147H142V144H143V142L140 144V142H138L137 141V139L135 140V138L134 137H132V136H130V137H127L126 136V134H132V135H136V134H139V132L140 133H143V132H146V131H151V133L153 134V132H154V134L155 135H159L158 134V132H157V129H155L156 128V126H158L159 124H161V123H163V121H164V119H161V117H160V114L158 113V112H161V111H163V112H169V113H174V112H176V110H177V112L176 113H179V112H181L182 111V109H183V107H181V106H183L184 105V101L182 102V101H178L179 100V97H177L176 96V91H178L179 92V88H178V85L179 84H181V82L180 83H178L175 79H173V78H171L172 80H174V81H171L170 80V75H169V73L171 72V70L170 69H172V68H168V66H166V67H161V64H160V62L158 61V59H156V57H155V59L158 61V64H159V67L158 68H156V72H155V74H153L152 76H151V78L154 80V82L152 83V82H150V80H149V78H148V73H145V74H147V75H140V74H136V72L135 71H133V70H135V69H132V67H131V70L130 71H128V77H125V78H120L117 74H116V72L114 71H108V72H106V73H103V74H101V76H99V77H96V76H98V73L100 72V70L102 69H104L103 67H105V59H103V56L102 55H100L99 53L100 52H98V50H97V52L95 51L96 49H97V47H94V46H89V45H87L86 44V46L84 47ZM201 46L203 47L202 49H201ZM210 46H212V47H210ZM227 46V45H226ZM23 47H24V49H23ZM25 47H26V49H25ZM92 47V48H91ZM208 47H210V50L208 49ZM30 48V49H29ZM33 48V49H32ZM95 48V49H94ZM125 48H130V50L131 49H133V48H131L129 45H125ZM6 49H8V47L6 48ZM29 49V50H28ZM32 49V50H31ZM71 49V48H70ZM88 49V50H87ZM4 50V49H3ZM2 50V51H3ZM9 50V49H8ZM194 50H196L195 48H194ZM29 51H31V52H29ZM185 51H188V49H185ZM203 51V52H202ZM209 51H212V53H213V55H211L212 53L211 52H209ZM52 52V53H51ZM58 52V53H57ZM61 52V53H60ZM152 52L153 51H151V53H150V50H145V54H148L149 53V55L150 54H152ZM189 52V51H188ZM191 52V51H190ZM189 52V53H190ZM195 52V51H194ZM209 52V53H208ZM46 55H45V54ZM49 53V55H47ZM51 53V54H50ZM53 53H54V55H53ZM203 53V54H202ZM211 53V54H210ZM65 54V55H64ZM70 54L72 55L71 57H70ZM208 54H210L209 55V57H208ZM68 55V56H67ZM51 56V57H50ZM102 56V57H101ZM46 58V59H44V58ZM49 57V58H48ZM40 58H41V60H40ZM68 58H69V60H68ZM71 58V59H70ZM98 59H100V60H98ZM101 60H104V61H102L101 62ZM17 61V60H16ZM99 61V62H98ZM62 62V61H61ZM60 62V63H61ZM66 62L64 63V60H63V62H62V65H60V63H59V66L55 63V61H54V63L56 64V69H57V72H61V69L64 71V65L66 64ZM186 62H188V61H186ZM101 63V66H99V64ZM189 63V62H188ZM188 63H185L184 65L186 66ZM64 64V65H63ZM16 65H18V64H14V66H16ZM69 65H71L70 63H69ZM40 66H43V64H40ZM86 66V67H87ZM188 66H190V69L188 70ZM193 66V64H189V65H187V67H186V70H188L187 72L185 71V73H183L182 72V74L180 75V77L182 76L183 78H186L187 76L189 77V78H191V79H188V77L186 78L187 79V81L189 82V84H188V87L190 86V84H191V86L193 85V87H191L190 86V88H192V89H190V88H188L189 89V91L191 92V90H192V92L195 90V88H200V87H202V86H205V84H204V82H203V80H200L199 79V77H197V76H199V73H198V70H197V68L195 67L194 68V66ZM91 67V68H90ZM96 67V68H95ZM61 68V69H60ZM168 68V69H167ZM192 68H193V70H192ZM37 69V68H36ZM55 69V70H56ZM89 69H91V70H89ZM99 69V70H98ZM195 69H196V71H195ZM38 70L39 69H37L36 70V75L35 76H44V78H45V75H48L46 78H49V79H53V77H54V79H55V77H56V79L58 78V76H57V74H55V71H51V74L52 75H50V73H49V71H48V73H47V71L45 72V73H47V74H45V73H41L42 75H38L39 73H40V70H39V73H38ZM60 70V71H59ZM142 70V69H141ZM162 70V71H161ZM167 70V71H166ZM169 70V71H168ZM89 71L91 72V73H89ZM99 71V72H98ZM190 71H192V74H191V72ZM148 72H150V70L148 71ZM196 72V74H195V76H194V73ZM38 73V74H37ZM93 73H95V75H94V77H92V75H93ZM44 74V75H43ZM54 74V75H53ZM61 74V73H60ZM56 75V76H55ZM186 77H185V76ZM35 76H32V79L34 78L35 80H33L34 82H33V84H35L36 82L38 83L39 82V79H36V78H38V77H36L35 78ZM51 77V78H50ZM62 77V76H61ZM131 77H133V79H131ZM10 78V77H9ZM98 78V79H97ZM126 78H129V79H126ZM197 78V79H196ZM49 79H47L48 81H50ZM59 79H61V78H59ZM95 79V80H94ZM102 80V81H101ZM164 80V81H163ZM195 80L197 81V84H196V82H195ZM56 81V80H55ZM55 81H53L52 83L53 84H55ZM104 81H106V83H104ZM115 81V82H114ZM162 81V82H161ZM94 82V83H93ZM203 84H202V83ZM35 84V86H36V88H37V92L42 88L41 87V85H39V83L38 84ZM113 83V84H112ZM131 83H133L132 85H129V86H135L134 87V89L137 91L136 92V94H137V96H138V101L140 100V104L141 103H145V104H143V105H147L146 106V108L147 109H151V108H153V109H151V110H149V113H152V114H150V116H152L153 115V120H152V117H150L151 118V120L154 122V124L153 123H151V125H150V123H149V121L147 122V123H144V122H146L147 120H144L143 121V123H144V125H145V128H146V130L144 131V125L143 124H139V122H137V123H133L134 124V126L131 124V125H129V123H128V118L130 117L128 114H129V112H128V107L129 106H126V103H127V98H124L123 96L125 95L124 93H122V92H119V88L122 86V85H128V84H131ZM155 83V84H154ZM158 83V84H157ZM195 83V84H194ZM41 84V83H40ZM90 84V85H91ZM110 84H112L111 86H110ZM199 84H200V87H199ZM51 85V82H48V84H47V86H48V89L51 91V87H52V85ZM91 85V86H92ZM168 85V86H167ZM176 85H177V87H176ZM187 85V84H186ZM50 86V87H49ZM87 86H86V89H87ZM91 86H89V88L91 87ZM110 86V87H109ZM162 86H163V88H162ZM195 86V87H194ZM39 87V88H38ZM174 87H175V89L176 90H174ZM51 88V89H50ZM88 88V89H89ZM111 89V91L112 92H114V93H112L111 91H109L110 89ZM158 88V89H157ZM161 88V89H160ZM171 88V89H170ZM173 88V89H172ZM142 89V90H141ZM162 89H163V91H162ZM194 89V90H193ZM155 90V91H154ZM157 90V91H156ZM170 90L172 91V92H170ZM109 92V93H108ZM175 92V93H174ZM191 92V93H192ZM106 93H108V94H106ZM173 95L172 97H171V94ZM53 94H55V93H53ZM122 94V95H121ZM109 95H111V96H109ZM151 95H152V97H151ZM110 97V99H109V97ZM149 97V98H148ZM174 97V98H173ZM230 98H233V97H231V96H229ZM178 98V99H177ZM235 98V97H234ZM238 99H241V100H244V98L242 99V98H240V97H237ZM236 98V99H237ZM108 99V100H107ZM118 99V100H117ZM125 99V100H124ZM150 99V100H149ZM157 99H159V100H157ZM164 100V101H163ZM167 102H166V101ZM174 100V101H173ZM181 100V99H180ZM102 101V102H103ZM122 101H123V103H122ZM151 101V102H150ZM244 101H246V100H244ZM120 102H121V104H120ZM126 102V103H125ZM157 102V103H156ZM177 104V106L180 104L181 106H176V104ZM115 103V104H114ZM125 103V104H124ZM150 103L152 104V105H150ZM154 103V104H153ZM162 103V104H161ZM171 104V106L169 107V105ZM182 103H183V105H182ZM186 103V102H185ZM252 103V104H251ZM251 103H249L248 102V104H246V105H243V106H241L240 107V111L241 112H243V113H246L247 115H249V113H252L251 115H257V116H259L260 118H262L263 117V115H264V108H263V105L264 104H262L261 106H259V104H258V102H251ZM119 106H118V105ZM150 106H149V105ZM168 104V105H167ZM175 104V105H174ZM255 104V105H254ZM73 105V104H72ZM125 105V108L123 107ZM153 105H154V107H153ZM158 105V106H157ZM160 105L162 106L161 108H160ZM166 105V106H165ZM174 105V107H172ZM188 105V104H187ZM122 106V107H121ZM170 108V110L168 109V107ZM79 107V106H78ZM150 107V108H149ZM156 107V108H155ZM175 107H177L178 109H176ZM88 108V109H87ZM122 108H124V110L123 111H125V112H123V111H121L120 112V110H122ZM127 108V109H126ZM158 108H160L159 110H158ZM172 108H174L173 110H172ZM106 109V110H105ZM120 109V110H119ZM155 109V110H154ZM176 109V110H175ZM179 109H181V110H179ZM256 109H258V112L256 111ZM77 110V112L76 113H74L75 111ZM79 110V111H78ZM90 110V109H89ZM156 110H157V112H156ZM74 111V112H73ZM119 111V112H118ZM151 111V112H150ZM157 113V115L159 116V117H157L156 115H155V112ZM172 111V112H171ZM220 111H222L220 114H219V112ZM226 111V110H225ZM223 109L221 110V108H219L218 110H217V113H216V110H215V112L214 111H212L213 113H210V120H208V126H210L211 127V129H212V131H214V130H216V129H218L219 127H218V125L220 124V123H218L219 122V118L221 119V116L222 115H225L227 112H225ZM71 112V113H70ZM79 112V113H78ZM85 112V113H84ZM72 113H73V115L74 116H72ZM114 113H115V115H114ZM117 113H118V115H117ZM124 113H126V114H124ZM147 113H148V111H147ZM148 113V114H149ZM97 114V115H96ZM105 114V113H104ZM119 114H121V115H124L123 117L120 115L119 116ZM190 114V113H189ZM214 114V115H213ZM78 115V116H77ZM84 115H86V116H84ZM155 115V116H154ZM250 115V116H251ZM80 116V117H79ZM108 116H109V118H108ZM117 116V117H119V118H115V117ZM127 116H129V117H127ZM73 117V118H72ZM82 117V118H81ZM112 117H114V118H112ZM124 119V118H126V119H124V120H126V121H124V120H122V118ZM155 117V118H154ZM110 118H112V119H110ZM117 119V120H116ZM121 119V120H120ZM130 119V118H129ZM158 121H156V120ZM161 119V120H160ZM106 120L108 121L107 123H106ZM113 120V121H112ZM116 120V121H115ZM128 120V121H127ZM155 120V121H154ZM160 120V121H159ZM163 120V121H162ZM95 121H98V122H95ZM110 121V122H109ZM112 121V122H111ZM120 121H122V124L124 125L123 127L122 126H120V125H122V124H120L121 122ZM126 123V124H124V123ZM117 123V124H116ZM119 123V124H118ZM157 123H159V124H157ZM214 123H216V124H214ZM85 124V125H84ZM103 124V125H102ZM104 124H105V126H104ZM107 124V125H106ZM148 124H149V127L147 128L146 126H148ZM112 125H115V126H113L114 128H116V129H111V128H113L112 127ZM117 125V126H116ZM125 125H129L130 127H128V126H125ZM137 125H139V126H137ZM142 125H143V129H141V127H142ZM240 125H241V128L242 129H247V126L249 125V120L248 119H245V120H241V122H240ZM119 126H120V129H119ZM131 126H133V128L134 127H137V131H138V133H137V131H136V128H134L135 130L134 131H136L135 133H134V131L133 132H129L130 131V129H132V127ZM151 126V127H150ZM152 126H155V127H152ZM109 127H111V128H109ZM124 127H125V130H124ZM129 128V130H128V128ZM140 127V128H139ZM105 128V129H104ZM149 128H150V130H149ZM153 128H154V130H153ZM67 129H71V131H68ZM122 129V130H121ZM148 129V130H147ZM175 131H176V129H174ZM129 133H128V132ZM117 132V133H116ZM149 132H146L147 134L146 135H148L149 134ZM214 132H217V131H214ZM74 133V134H73ZM116 133V134H115ZM151 133L149 134V135H151ZM157 133V134H156ZM174 133V132H173ZM176 133V132H175ZM195 133H196V131H195ZM194 133V134H195ZM222 133V132H221ZM233 133V132H232ZM237 134V133H236ZM116 135V136H115ZM122 135V136H121ZM222 135H224L225 137H228L227 136V134H226V132H223L222 133ZM114 136V137H113ZM175 136V135H174ZM264 132H262L261 134H259L257 131L254 133V134H252V138H254L253 140H255V141H257V140H259V141H261L263 144H264ZM122 137V138H121ZM131 137H132V139H131ZM164 137V136H163ZM176 137H177V135H176ZM214 137H216V135L214 134V133H211V138H214ZM218 137H221V135L219 134V136ZM102 138H104L105 140H104V142H107V144H103V143H100V142H97L99 139H102ZM133 138H134V140H133ZM132 140L134 141V142H132ZM197 140V137H195V140H194V142L191 140V144H193L194 145V147L198 150L201 146H202V143H204V147H202V148H207V147H211L212 146V144H213V141H211V143L209 142V143H207V141L206 140H204V139H201L202 141H196ZM127 141V142H126ZM136 141V142H135ZM176 142H178V141H176ZM185 142V144H188L189 145V143H187L186 141H184ZM201 142V143H200ZM99 144V145H98ZM100 144H102V145H100ZM134 144V145H133ZM138 144V145H137ZM154 144V145H153ZM207 144V145H206ZM159 145V146H158ZM136 146V147H135ZM141 146V147H140ZM158 146V147H157ZM72 147V148H71ZM77 147V148H76ZM132 147V148H131ZM135 147V148H134ZM140 147V148H139ZM161 147H163V148H161ZM181 147H183L182 149H180ZM76 148V149H75ZM148 148V149H147ZM156 148V149H155ZM160 148V152H163V154L162 153H159L160 154V156H159V154H157L156 155V153H158L157 152V150ZM168 148V149H167ZM257 146H253V147H251V148H249L247 151L245 150V149H243V148H241V147H236V145H234L233 146V149H232V151L231 150H227V149H221V150H216V151H213V152H209V154L207 153L206 154V156H199L198 158H191V159H195V160H198V161H196V163L199 165V163H201L200 162V160L202 161V162H204V158H208L206 161H205V163H204V166H206V165H209L210 164V162H209V160H211V158H215L216 156H218L219 158H229L230 157V155L231 154H233V153H238L237 155H233V156H235L236 158H239L241 161H242V168H241V171H240V173H238L237 174V176H236V178L238 179V180H240L241 181V184L243 185V187H246V186H248L247 188H246V190H244V189H240V191L241 192H234V194H233V196H235L234 197V201L230 198L229 199V194L227 195V196H222L221 194H217V195H215V193H217V190L214 192H210L211 193V195H210V193H207L208 192V190L210 191V190H213V188H215V187H213V188H211L210 187V185H209V183L207 182L208 180H207V177L206 176H204V183H202V185H204V190H205V192H204V197L200 194L201 192L199 191V190H201L200 188L201 187H196L195 189H193L194 191H188V192H184V194H186V193H188L187 195H188V198L189 199H191L192 201L191 202H188V200H186V203H183V202H180V203H177V205L176 204H174V207L172 206L171 208H165V209H167V210H169V211H175V212H180L181 210H185V211H187L188 213L187 214H184L185 216H183V218L181 217L182 215H181V213H179V214H175L176 216H173L172 217V219L175 221H172L174 224H172L171 226H170V229L173 231V230H175V228L177 229V226H175V225H178V226H180V225H182V224H185L184 226H183V229H182V232H180V233H177V235H179L178 237H185V236H187V234L184 232L185 230H186V228H188V227H190L191 225H193L194 224V227L192 228V229H197L196 230V232H200L201 230H203L204 231V235H206L207 237H209V238H211V239H213V240H216V243H214V248L212 249V251H207V248H208V246H210L211 244L209 243V241L207 240V238H200L199 240L200 241H198V240H196V241H193L192 243H190V244H187V247L190 249V252H198V253H200V254H197L198 256H202L201 255V253H202V251H203V249H204V254H207L208 256H210V257H212L213 259H214V264H264L263 263V260H264V237H262L261 238V236L264 234V186L262 185L261 186V188H260V186L259 187H256V188H254L255 186H256V183L258 182V181H263L264 182V160H259V161H257L255 164H256V169H254V170H252L250 167H249V165H248V163H249V161H247L249 158H253V156H254V154H253V156H252V153L254 152V151H258L257 149ZM68 149V148H67ZM79 149V150H78ZM134 149V150H133ZM155 149V150H154ZM161 149H162V151H161ZM72 150V151H71ZM75 150V151H74ZM78 150V151H77ZM136 150V154H135V151ZM151 150V151H150ZM169 150V151H168ZM237 152H236V151ZM261 150H264L263 149V146H262V149ZM8 151H11V152H13L12 154H13V157L11 158V155H9V154H7L8 153ZM149 151V152H148ZM159 151V150H158ZM235 151V152H234ZM150 152H152V153H150ZM154 152V153H153ZM156 152V153H155ZM225 152H228L226 155H224L223 156V154L225 153ZM168 153H169V155H168ZM220 153V154H219ZM255 153V152H254ZM50 154V155H49ZM134 154V155H133ZM148 156H147V155ZM150 154V155H149ZM152 154H154V155H152ZM177 154V155H176ZM60 155V156H59ZM70 155H72V156H70ZM221 155V156H220ZM64 156V157H63ZM162 156V157H161ZM177 156V157H176ZM263 156H264V152H263ZM61 157V158H60ZM62 157H63V159H62ZM171 157H173V158H171ZM107 160H106V159ZM153 158V159H152ZM161 158V159H160ZM175 158V159H174ZM62 159V160H61ZM80 159V160H79ZM163 159V160H162ZM188 160V159H187ZM208 163V164H207ZM139 164H142V165H145L146 167L145 168H150L153 172H151V173H153V174H150V172H148V171H146V170H144V173H146V174H139V171H137V172H132V174L130 173L129 174V172H130V169L132 170V168H133V166H136V165H139ZM150 164V165H149ZM153 166L156 168V169H153ZM37 167V166H36ZM35 167V168H36ZM133 170H135V168L133 169ZM146 171V172H145ZM247 172V173H246ZM259 173V174H258ZM261 173V174H260ZM188 174V175H187ZM193 173H191L190 171H188V172H186V177H190L191 175H192ZM250 174V175H249ZM147 175V176H146ZM148 175H149V177H148ZM154 175V176H153ZM194 175V174H193ZM78 176H79V178L81 179L82 178V180H80V179H78ZM82 176V177H81ZM32 177H34V179L35 180H33V178ZM41 177V178H40ZM42 177H43V179H42ZM153 177V178H152ZM155 177V178H154ZM242 177V178H241ZM247 178L245 181L243 180V183H242V179L243 178ZM249 177H251V179L249 178ZM32 178V179H31ZM78 179V181H77V179ZM152 178V179H151ZM249 178V179H248ZM27 179V180H26ZM39 179V180H38ZM158 179V178H157ZM43 182H42V181ZM46 180V181H45ZM93 180H96L95 182L93 181ZM166 180H168V181H166L167 183H169L170 182V179H166ZM41 182V186H40V184L38 183V182ZM136 183H135V182ZM148 181V182H147ZM66 182H68V183H66ZM73 182H74V184H73ZM76 182V183H75ZM166 182H164V183H166ZM248 182V183H247ZM38 183V184H37ZM72 183V184H71ZM97 183H99L98 185H96ZM156 183V182H155ZM163 183V184H164ZM189 183H191V182H188V184ZM205 183H207V184H205ZM4 184V183H3ZM157 184V183H156ZM160 184V183H159ZM216 184V182L214 181V183H213V185H215ZM253 184V185H252ZM67 185V186H68ZM103 187H101V186ZM106 185V186H105ZM190 185V184H189ZM189 185H187V186H182V187H187V188H194L195 186L194 185H191V186H189ZM245 185V186H244ZM94 186V187H93ZM96 186V187H95ZM98 186V187H97ZM141 186V187H140ZM252 186V187H251ZM254 186V187H253ZM104 187H107V188H104ZM145 187H147L148 189H146ZM227 187H229L230 189H227V192L228 193H230V192H233L234 190L233 189H231V187L228 185ZM253 188V189H251V190H253V192L252 193H250L251 192V190L249 189L248 190V188ZM95 188H96V190H95ZM99 188V189H98ZM156 188V187H155ZM260 188V189H259ZM60 189V188H59ZM91 189H93V192H92V190ZM101 189V190H100ZM153 189V190H152ZM104 190V191H103ZM152 191V192H149V191ZM215 190V189H214ZM109 191V192H108ZM181 191H183V190H180V191H178V192H180V193H178L179 195L180 194H182L181 193ZM195 191H197V192H195ZM207 191V192H206ZM244 191V192H243ZM245 191H246V195H245V197H249V193L251 194V197H249V198H251V199H253V200H256V199H258V200H261L262 199V204H261V202L260 203H257V205H255V206H253V205H243L242 204V200H244L245 198H243L244 197V194H245ZM256 191H257V194H256ZM260 191V192H259ZM262 191V192H261ZM87 192V193H86ZM100 192V193H99ZM190 192V193H189ZM199 192V193H198ZM259 192V193H258ZM103 193V194H102ZM194 193H198V194H194ZM207 193V194H206ZM214 193V194H213ZM238 193V195L240 196L241 195V197H239L238 195H236ZM241 193V194H240ZM242 193H244V194H242ZM118 194H120V195H118ZM151 194V195H150ZM163 196H162V195ZM213 194V195H212ZM253 194H254V196H253ZM262 194V195H261ZM115 195V196H114ZM157 195V196H156ZM201 195V196H200ZM215 195V198L214 197H212V196H214ZM219 195V196H218ZM230 195H231V193H230ZM105 196V197H104ZM120 196H122V197H120ZM155 196V197H154ZM171 196V195H170ZM182 196H183V194H182ZM221 196V197H220ZM253 196V197H252ZM153 197V198H152ZM181 197V196H180ZM217 197V198H216ZM223 197V198H222ZM197 198H200L201 200H197ZM256 198V199H255ZM165 199H167V198H165ZM214 199V200H213ZM216 199V200H215ZM221 199V200H220ZM106 200V201H105ZM217 200H219V201H217ZM223 200H224V202H223ZM226 200V201H225ZM232 200V201H231ZM105 201V202H104ZM113 202V203H112ZM218 202V203H217ZM228 202V203H227ZM231 204H230V203ZM236 202V203H235ZM182 203V205L180 206L179 204H181ZM214 203H216V204H220V205H224L225 207H227V211H226V213H223L224 214V217H221V214H219L220 213V209H218L217 207H216V209H215V206L213 205ZM222 203V204H221ZM143 205V207H145ZM188 205V206H187ZM261 205V206H260ZM176 206H177V208H176ZM182 206H183V208H182ZM203 206V207H202ZM99 207V208H98ZM128 207V206H127ZM185 207L187 208V209H185ZM245 207V208H244ZM9 208V209H8ZM13 209V206H12V203H11V201H7V199H5V198H2V199H0V224L2 223V225H4L5 224V226H8L9 227V232L8 231H4V233L7 235H2V237H3V240L5 241V243L7 244V246H8V248L9 249H4V245H3V242L1 241L0 242V249H1V253L2 254H0V259H1V263L0 264H36L38 261H40V258L39 257H37L38 256V254L39 255H43L44 257H46L48 260H50V261H52L53 263H55V264H61V263H64V262H68V261H81L82 263L84 262V263H87V264H95L88 256H87V254H85V253H83V252H81V251H79V250H74V249H68V248H66L67 246L66 245H64L61 241H59V242H56L54 245H53V247L51 246V244H50V241L48 240V239H46L45 238V235L44 234H42L43 235V237H41L42 238V240H41V238H40V236L37 234V233H35V231L34 230H32L31 228H29V226H28V224L27 223H24V222H27V220H25V219H23V217H22V215H20L19 216V218L17 219L18 221L14 224L15 225V227L14 226H12L10 223H9V221L8 220H14V218H15V213L16 214H21V208H20V210H16V211H12V209ZM182 208V209H181ZM190 208V209H189ZM229 208V209H228ZM232 210H231V209ZM3 209L5 210L6 209V211H4L3 212ZM122 209H124V208H122ZM139 210H140V208H138ZM189 209V210H188ZM204 209V210H203ZM235 209V210H234ZM237 209H239V211L237 210ZM96 210V211H97ZM145 210H146V212H145ZM219 211V213H216V212H218ZM235 211V213H234V211ZM19 211V212H18ZM202 211H204V213L202 212ZM231 211H233L231 214L229 213V212ZM237 211V212H236ZM242 211V212H241ZM259 211H260V213H259ZM127 212H129V210L127 211ZM158 212H160V211H158V210H152V209H149V211H147V209L146 208H144L143 209V211L141 210L140 212H139V214H142V215H147V214H149V215H152V214H156V213H158ZM191 212V213H190ZM228 213V214H227ZM239 213V214H238ZM245 213V214H244ZM254 213V214H253ZM119 216H118V215ZM235 214V215H234ZM238 214V215H237ZM241 214V215H240ZM263 214V215H262ZM79 215H81V217H80V219H84V217H85V214H79ZM117 215V216H116ZM227 215V216H226ZM229 215H230V217H229ZM231 215H233V216H231ZM252 215H254V216H252ZM180 216V217H179ZM235 216V217H234ZM237 216H238V218H239V222L237 221L238 220V218H237ZM241 218H240V217ZM245 216H246V219H248L249 218V221H252V223L251 222H249L248 220H246V221H248V223H245V222H243V221H245ZM13 217V218H12ZM178 217V218H177ZM233 217V218H232ZM244 217V218H243ZM252 219H254V221L253 220H251V218ZM257 217H259L258 219H256ZM180 218H182L181 220H180ZM189 218V219H188ZM231 218V219H230ZM237 218V219H236ZM21 219V220H20ZM184 219H186V220H184ZM240 220L242 221V222H240ZM185 221V222H184ZM187 221V222H186ZM263 221V222H262ZM206 222V223H205ZM255 222V224H256V227L254 226L255 224H253ZM258 222H260L259 224H258ZM245 223V224H244ZM253 225H251V224ZM210 224V225H209ZM241 224V225H240ZM251 226H250V225ZM261 224V225H260ZM11 225V226H10ZM225 225V226H224ZM259 227H261V228H258V226ZM203 226H204V228H203ZM248 226V227H247ZM239 227V228H238ZM243 227H245V228H243ZM254 227V228H253ZM263 227V228H262ZM180 228H182L181 226H180ZM247 228H249V230H251L250 232H249V230L247 229ZM201 229V230H200ZM223 229V230H222ZM259 231H258V230ZM262 229V230H261ZM8 230V229H7ZM178 230V229H177ZM176 230V231H177ZM253 230V231H252ZM257 230V231H256ZM261 230V231H260ZM34 231V232H33ZM179 231V230H178ZM240 231V232H239ZM254 231L256 232V233H254ZM7 232V233H6ZM258 232H259V234H258ZM262 233V235H261V233ZM185 233V234H184ZM10 234V235H9ZM257 236H256V235ZM11 235H17L18 236V238H21V241L19 242V241H17L16 239H13V236H11ZM41 235V234H40ZM48 235V234H47ZM185 235V236H184ZM264 236V235H263ZM7 237H9V239H11V240H9V242H7L6 241V238ZM258 237H260V238H258ZM8 239V238H7ZM44 239V240H43ZM261 239V240H260ZM262 240H263V242H262ZM13 241V242H12ZM24 242H26V243H24ZM35 242H45V244H46V246L45 247H37V246H33V245H28V244H32V243H35ZM211 242V241H210ZM196 243V244H195ZM253 244V245H252ZM197 247H198V249L200 248L201 250H198L197 249ZM61 248V249H60ZM3 251H4V253H3ZM201 251V252H200ZM6 252V253H5ZM113 253H115V252H113ZM135 253H137L138 254V252H135ZM148 255H147V254ZM145 254L147 255V257H146V255L144 254V256H145V260H146V262H148L149 264L151 263H153L154 264V261H155V263L156 262H158V260H159V254L157 255V254H155L154 255V257L155 258H153V255L150 253V252H146ZM149 253H150V255H149ZM258 253V254H257ZM222 254V255H221ZM1 255H3V257H4V260L2 259L3 257L1 256ZM152 255V256H151ZM157 255V256H156ZM149 256H150V259H149ZM251 256V257H250ZM147 258V259H146ZM156 258H158V260L156 259ZM161 258V257H160ZM198 258V257H197ZM141 258H139V259H137V261L135 262V263H133V264H143V262H141V260H140ZM153 260V261H152ZM184 260H186V258L184 259ZM151 261V262H150ZM201 261V260H200ZM199 261V264H202L201 262ZM161 262H163V259H162V261L160 260L159 261V263L161 264ZM159 263H156V264H159ZM165 263H169L168 261H166V262H164V263H162V264H165ZM189 263V262H188ZM38 264V263H37ZM204 264H207L206 262H205V260H204Z\"/></svg>",
    "mask_w": 264,
    "mask_h": 264
}]
</instances>
